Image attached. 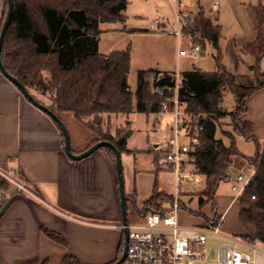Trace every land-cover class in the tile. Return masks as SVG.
<instances>
[{
    "label": "trees",
    "instance_id": "trees-1",
    "mask_svg": "<svg viewBox=\"0 0 264 264\" xmlns=\"http://www.w3.org/2000/svg\"><path fill=\"white\" fill-rule=\"evenodd\" d=\"M14 5L13 21L1 54L6 70L62 121L66 114H72L79 122L90 118L85 125L97 135L86 149L98 142L108 141L122 154L131 153L127 148L133 133L131 122L128 121L126 126L114 127V120L134 110L146 115L162 113L168 92L175 87V81L169 72L154 68L141 70L137 76L136 92L133 93L128 84L130 48L112 52L108 56L100 53L101 25L125 23L124 12L128 0H14ZM7 9L6 0L3 22ZM253 9L259 37L241 51L256 60L252 75L245 77L246 84H240L238 78L222 64L221 26L207 16L204 8H200L195 28L186 34L192 33L195 42L201 43L202 52L206 41L214 47L217 51L216 70L208 73L193 68L183 72L179 97L185 103L194 126L204 127L194 154L195 168L204 177L206 185V190L197 195L200 208L209 204L216 206L217 192L221 183L230 181V168L236 157H242L255 166L256 177L241 195L243 208L240 221L246 233L240 238L248 244L257 245L264 244V145L262 147L253 136L252 124L241 121V116L248 112V99L264 88V72L260 70L264 58V6L260 4L253 6ZM226 94H232L237 103L234 131L236 135L257 144L255 156L243 155L237 147L235 136L230 137L229 145L218 137ZM38 95L49 97L50 103L43 102ZM54 122L60 129L59 124ZM153 148L150 146L147 152L153 154L156 162L161 152ZM100 150L107 153L115 167L114 151L109 147ZM156 172H163V169L157 167ZM12 186L13 182L0 176V193H3L0 198V216L5 205L19 194L11 191ZM159 188L156 179L153 196L146 202L141 217L150 213H167L166 205L171 203L172 197L159 192ZM127 197L128 205L132 202L136 204L135 195ZM192 200L194 196L189 201ZM214 214L212 223L219 218L216 208ZM43 232L53 241L67 246V240L61 234L47 229ZM120 258L121 252L117 261ZM63 264L80 263L75 257L66 256Z\"/></svg>",
    "mask_w": 264,
    "mask_h": 264
},
{
    "label": "crops",
    "instance_id": "crops-1",
    "mask_svg": "<svg viewBox=\"0 0 264 264\" xmlns=\"http://www.w3.org/2000/svg\"><path fill=\"white\" fill-rule=\"evenodd\" d=\"M5 7L6 0H0V31ZM180 10L191 12L187 8ZM199 10L191 13L196 16ZM258 37L256 29L251 43ZM250 57L246 62L251 72L249 76L256 62L255 57ZM260 70L264 72V58ZM247 108L241 121L252 124L257 141L264 140V88L248 99ZM130 151L129 156L134 158V151ZM237 158L230 171L248 162ZM0 176L30 191L28 194L18 190L19 194L0 216L1 264H63L66 256L75 257L80 264L117 261L118 238L113 239L111 235L117 233L122 215L116 170L110 157L98 150L84 160L71 159L64 150V139L54 120L7 83H0ZM225 183L231 184V179L220 187ZM2 195L1 192L0 198ZM216 202L217 214L223 219V233L237 237V240L229 238L235 243L234 247L250 253L240 238L246 233L240 221L241 196L216 195ZM210 217L208 221L212 222L214 218ZM44 229L61 234L67 246L50 239ZM97 236L105 237L108 242H101ZM256 246L260 252L255 264H264V244ZM101 247L105 250L100 251Z\"/></svg>",
    "mask_w": 264,
    "mask_h": 264
},
{
    "label": "rangeland",
    "instance_id": "rangeland-1",
    "mask_svg": "<svg viewBox=\"0 0 264 264\" xmlns=\"http://www.w3.org/2000/svg\"><path fill=\"white\" fill-rule=\"evenodd\" d=\"M219 1L220 5L216 6ZM182 4V5H181ZM262 4L264 0H182L174 1V6L168 0H128V6L124 14L125 23L102 24L103 33L100 36L99 49L105 54L115 51H122L130 48L131 51V68L128 77L130 90L135 93L137 88V76L141 70L158 69L159 71H173L183 73L193 68H200L204 72H214L216 70L217 51L206 41L205 49L197 58H178V40L168 33L150 32L149 24L152 20L162 19L167 22L175 23L176 8H187L195 13L200 8H204L207 16L213 21H217L221 26L222 38L220 41L222 64L227 70L233 73L240 84L247 81L250 70L246 62L251 60L250 55L241 51L252 41L251 36L257 29V17L253 6ZM186 45V44H185ZM161 76L159 75L158 78ZM0 83H7L20 93L21 91L10 82L3 74H0ZM39 96V95H38ZM172 96V92H168ZM43 102L49 104L50 98L39 96ZM224 117L220 121V132L218 137L229 145L230 137L236 138L239 151L247 156L252 157L257 153V144L254 141H248L243 136L236 135L234 128L237 124L236 111L237 103L232 94L224 96L222 104ZM90 118L83 119L79 122L72 114L63 116V121L67 126L72 140V150L74 152H85L86 149L96 137L97 133L91 131L85 123ZM131 122L133 131L128 140L127 148L134 151V158L129 153H125L122 160L123 175L125 180L126 194L135 195L136 204L133 202L128 205V224L133 225L141 221V216L146 208V202L153 196V190L156 179L158 180L159 192L165 193L172 197L175 187L174 175L169 172H160L157 174L154 164V156L146 150L153 146L154 150H159L162 145L165 134L170 132L173 125L169 114L146 115L134 110L127 116H120L115 119L113 126H126ZM113 130V127H111ZM263 147L264 140L258 139ZM160 145V146H159ZM157 146V148H155ZM80 153V154H81ZM235 160H238L236 157ZM241 166H234L230 171L231 184H223L218 190L217 196H234L237 192L231 191L232 183L239 175ZM14 192H19L17 186L13 183ZM13 189L11 191H13ZM133 193V194H131ZM191 196H181V209L178 212L179 226L181 227L180 235L192 237L196 234L193 229L199 227L212 228V222L208 218L215 219L214 208L219 209L216 202L200 208L198 196L189 201ZM171 201V202H172ZM170 204L166 205L169 210ZM201 212V214H200ZM113 239L117 236L118 247L117 255L120 256L121 248L124 243V230L122 222L117 233L111 235ZM206 263L214 264L219 261V255L224 256L227 248H234V242L229 238L237 240V237L228 236L223 233L221 228L220 234L206 233ZM101 242H108L105 237L97 236ZM106 240V241H104ZM241 248V246H238ZM243 249V248H242ZM100 251L105 248L101 247ZM248 251V249H244ZM127 264V263H123Z\"/></svg>",
    "mask_w": 264,
    "mask_h": 264
},
{
    "label": "built area",
    "instance_id": "built-area-1",
    "mask_svg": "<svg viewBox=\"0 0 264 264\" xmlns=\"http://www.w3.org/2000/svg\"><path fill=\"white\" fill-rule=\"evenodd\" d=\"M173 6L175 0H168ZM181 2L182 0H177ZM219 6V1L216 2ZM175 7V6H174ZM196 16L185 10L175 12V23L170 26L162 19L152 20L148 31L164 32L178 40V58H197L202 52L201 43L195 42L192 33L195 28ZM186 44V45H185ZM175 87L169 91L160 114H169L172 120L170 132L165 134L160 155L155 167L174 175L175 187L172 193L173 201L165 215L150 213L133 225L128 224L129 245L125 263L127 264H205L206 263V233L220 234L222 218H218L213 227H199L192 237L181 236L178 212L181 209V196H197L206 190L204 177L195 168V151L200 144V134L204 130L201 125H195L192 117L186 111V105L180 100V88L183 84L182 73H172ZM256 168L249 161L241 166L239 175L233 182V191L241 196L245 189L254 181ZM10 180V179H9ZM14 183L13 180H10ZM19 191L30 194L23 185L16 183ZM250 253L236 247L227 248L224 256L219 255V261L214 264H255V257L260 252L256 245L244 243Z\"/></svg>",
    "mask_w": 264,
    "mask_h": 264
},
{
    "label": "water",
    "instance_id": "water-1",
    "mask_svg": "<svg viewBox=\"0 0 264 264\" xmlns=\"http://www.w3.org/2000/svg\"><path fill=\"white\" fill-rule=\"evenodd\" d=\"M7 2H8V9H7L5 20L3 22V26L0 31V70L2 71V74L10 82H12L33 105H35L37 108H39L40 110L48 114L54 121H56L59 124L63 137H64V150L71 159L76 160V161L84 160L104 147H109L114 151L115 170H116L118 188H119V193H120L122 227L124 230V253L122 257L115 264H123L126 261L127 254H128L129 229H128V209H127L128 197H127L126 190H125V180H124L123 165H122V153L113 143L108 142V141H101V142H98L92 145L87 151L81 154H75L72 150L71 135L65 123L53 111H51L46 105L39 102L17 78L12 76L6 70L2 62L1 54H2V48H3L6 34L13 21L14 10H15L14 0H7ZM9 204L10 202L5 205V207L1 211L2 213L8 208Z\"/></svg>",
    "mask_w": 264,
    "mask_h": 264
},
{
    "label": "flooded vegetation",
    "instance_id": "flooded-vegetation-1",
    "mask_svg": "<svg viewBox=\"0 0 264 264\" xmlns=\"http://www.w3.org/2000/svg\"><path fill=\"white\" fill-rule=\"evenodd\" d=\"M123 253H124V243H123V249H122V251H121V257H122V255H123Z\"/></svg>",
    "mask_w": 264,
    "mask_h": 264
}]
</instances>
